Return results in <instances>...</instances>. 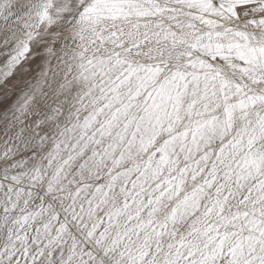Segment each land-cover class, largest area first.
Listing matches in <instances>:
<instances>
[{
  "label": "snow or ice",
  "instance_id": "6c2138e0",
  "mask_svg": "<svg viewBox=\"0 0 264 264\" xmlns=\"http://www.w3.org/2000/svg\"><path fill=\"white\" fill-rule=\"evenodd\" d=\"M0 264H264V0H0Z\"/></svg>",
  "mask_w": 264,
  "mask_h": 264
}]
</instances>
